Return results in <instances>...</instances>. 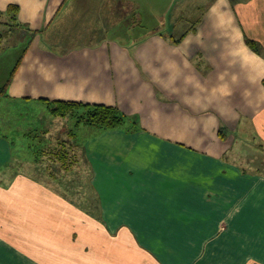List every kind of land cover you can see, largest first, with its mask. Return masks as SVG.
<instances>
[{
    "label": "crops",
    "instance_id": "obj_1",
    "mask_svg": "<svg viewBox=\"0 0 264 264\" xmlns=\"http://www.w3.org/2000/svg\"><path fill=\"white\" fill-rule=\"evenodd\" d=\"M202 8L140 32L135 0H0L16 27L0 38L22 45L0 99L51 126L0 133L1 247L29 264H264V0ZM49 101L130 119L101 130ZM63 182L96 189L99 212Z\"/></svg>",
    "mask_w": 264,
    "mask_h": 264
},
{
    "label": "rangeland",
    "instance_id": "obj_2",
    "mask_svg": "<svg viewBox=\"0 0 264 264\" xmlns=\"http://www.w3.org/2000/svg\"><path fill=\"white\" fill-rule=\"evenodd\" d=\"M207 1L209 0H135V3H137L139 10V18L143 21L141 24L144 26V29L140 28V32L146 31V27H150L153 25H155V27L161 26V21L163 18L166 21V27L169 28L171 20L176 16V13L179 12L180 9H182V7L186 8L185 15L188 17V20L184 23V25L189 27L194 22V20L200 16L203 9L202 7L207 3ZM10 29H13L15 31L16 27L0 24V34H6ZM14 38L15 37L13 36H11L10 38L9 36L6 37L5 35L2 40L0 38V89L6 83L8 76L14 68L15 63L22 50V45H20L19 41L14 40ZM22 112L26 113L27 119L33 123L35 116L43 115V113H38L32 106L27 110H23V108L20 109L19 105L17 104L5 101V99L3 98L0 99V133L9 134V132L11 131H13V133H20L21 131L24 130L23 132H25L26 130L27 132L29 131L33 134L35 132L41 133L45 129V127H51L50 125H45L43 128V126H38L37 123L33 125L30 124L31 126L24 124L19 126L17 122H19V117ZM137 129H139V126L135 127V130ZM69 160H71V158H69ZM61 174H63V176L61 177L64 181L66 180L67 176H71V173L66 174L65 171H62ZM73 176L75 181H78L79 183L80 173H74ZM85 180H87V178ZM62 186L64 188L60 190L64 195L66 194L76 201H86L84 202L85 204L78 205L80 209H84L90 213L99 212L98 205L96 204V189H92V187H86V189L81 190L66 188L65 182L62 183ZM91 227L93 228L94 226L92 225ZM0 245H2L1 241ZM0 264H29V262L24 261L22 258H19V256L13 251L0 246Z\"/></svg>",
    "mask_w": 264,
    "mask_h": 264
},
{
    "label": "trees",
    "instance_id": "obj_3",
    "mask_svg": "<svg viewBox=\"0 0 264 264\" xmlns=\"http://www.w3.org/2000/svg\"><path fill=\"white\" fill-rule=\"evenodd\" d=\"M12 7V8H11ZM8 9V13L11 15V19L15 20L16 14L15 8L11 6ZM2 12H0V15ZM247 43L255 50H257V44L252 40H247ZM5 93V86L0 89V96ZM50 112L55 116H67L74 115L80 117L83 122L99 129H113L123 126L130 118L122 113L117 107L102 105V104H82L78 102L70 101H49ZM79 115V116H77ZM136 123L133 122L129 126V131L135 130ZM64 155L60 158L64 159Z\"/></svg>",
    "mask_w": 264,
    "mask_h": 264
}]
</instances>
